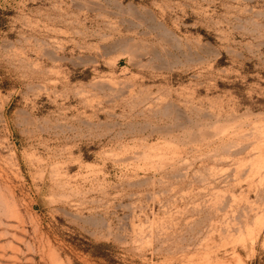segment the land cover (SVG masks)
<instances>
[{"label": "rangeland", "instance_id": "374dc122", "mask_svg": "<svg viewBox=\"0 0 264 264\" xmlns=\"http://www.w3.org/2000/svg\"><path fill=\"white\" fill-rule=\"evenodd\" d=\"M0 264H264V0H0Z\"/></svg>", "mask_w": 264, "mask_h": 264}, {"label": "trees", "instance_id": "16d2710c", "mask_svg": "<svg viewBox=\"0 0 264 264\" xmlns=\"http://www.w3.org/2000/svg\"><path fill=\"white\" fill-rule=\"evenodd\" d=\"M95 255H97V254H95Z\"/></svg>", "mask_w": 264, "mask_h": 264}]
</instances>
